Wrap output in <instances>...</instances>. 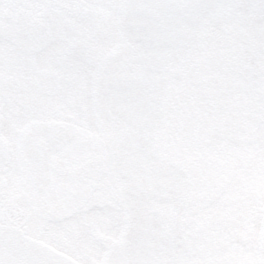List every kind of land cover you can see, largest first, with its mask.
<instances>
[{
	"label": "snow or ice",
	"instance_id": "6c2138e0",
	"mask_svg": "<svg viewBox=\"0 0 264 264\" xmlns=\"http://www.w3.org/2000/svg\"><path fill=\"white\" fill-rule=\"evenodd\" d=\"M0 264H264V0H0Z\"/></svg>",
	"mask_w": 264,
	"mask_h": 264
}]
</instances>
